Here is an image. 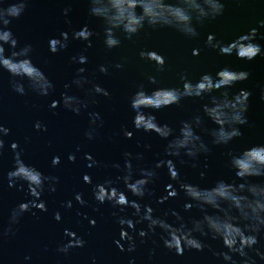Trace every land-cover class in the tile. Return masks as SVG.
Listing matches in <instances>:
<instances>
[{
  "label": "water",
  "instance_id": "95a60500",
  "mask_svg": "<svg viewBox=\"0 0 264 264\" xmlns=\"http://www.w3.org/2000/svg\"><path fill=\"white\" fill-rule=\"evenodd\" d=\"M223 2L225 7L221 15L202 23L194 21L197 36L185 35L172 27L152 28L146 25L131 39L118 32L120 45L109 49L104 43V21L90 15L89 0H28L24 13L12 19L8 27L20 47L25 44L32 46V62L52 82L53 89L46 96L40 95L29 87L25 78L22 80L25 94H20L14 90L12 81L21 78L13 77L0 68V123L10 130L3 135L4 147L0 150V264H231L222 256L213 255V251L228 250L222 241L212 239L211 234L200 236L211 248L205 247L201 251L185 249L183 254H177L164 246L161 236L166 233L161 228L157 227L155 232L149 231L147 236L140 237L139 230H147V221L135 224V229L119 224L121 217L133 221L138 219L133 215L135 210L132 207L121 210L120 206H114L110 201L100 203L93 194L96 184L106 179L115 182L117 176L123 175L125 152H131L133 157L138 153L143 155V159H132L134 169L151 168L160 160L173 159L181 179L210 187L220 178L237 180L229 165V153L238 154L252 145L264 144V55H257L250 61L241 60L234 53L221 54L218 48L207 43L210 33L215 35L216 41L227 45L255 28V43L264 50V25L261 24L264 21V0ZM66 8L69 11L65 15ZM85 25L95 33L90 37L91 47H87V41L73 38V33ZM62 32L68 33L67 47L53 53L49 41ZM5 49V54L10 55L8 45ZM193 49H198V54L194 55ZM141 50H154L163 55L166 61L163 70H158L155 62L142 59L139 55ZM80 54L87 56L86 64L72 59ZM117 63L123 67L116 68ZM100 65L108 66V72H101ZM225 66L250 73L247 80L227 89L230 97L241 88L251 92L245 113L247 123L236 125L242 135L226 144L215 145L206 131L217 126L204 115L202 106L210 104V97L219 96L225 89L198 97H184L179 104L160 110H145L151 112L158 123H167L177 131L181 121L191 120L196 115L203 117L204 123L196 131L211 151L200 154L196 160L186 156L167 157L165 147L168 140L155 132L134 127L130 97L141 85L148 93L160 87H182V75H187L195 83L204 73L215 76ZM80 67L86 69L82 75L89 81L82 88L73 83ZM149 76L156 77L157 82H149ZM65 84H69L70 88L65 89ZM93 84L101 85L110 95L90 92ZM62 92L87 100L88 107L82 108L79 114L65 109L61 101ZM53 101L61 103L53 108ZM93 112L100 114L95 125L90 123L89 113ZM37 121L42 124L41 129L35 128ZM93 129V138L89 139L86 133ZM126 130L132 132L130 138L124 135ZM13 142L18 144L15 150L11 148ZM16 152L26 164L34 166L43 175L58 178L56 181H45L40 197L30 194L26 181L17 180L15 186H9L8 172L15 167ZM85 153L97 161L92 167H88L90 161L85 158ZM69 154H75L76 159L69 160ZM55 156H59L60 160L53 165ZM181 159L186 163H180ZM193 163L196 167L192 166ZM116 164L120 168L114 167ZM155 171L157 175L147 186L149 192L142 199L129 192L123 181L115 182L114 186L125 191L130 201H139L142 211L144 204H150L155 210L153 215L165 218L169 223L176 222L173 210L186 221L203 215L196 207L185 210L186 198L179 184L170 178L166 165ZM201 171L206 173L203 178ZM85 174L91 177V183L83 180ZM250 179L256 183L264 182V177ZM52 184L55 191L49 190ZM169 184H173L179 194L160 202L161 197L168 195ZM77 193L82 195L84 204L75 199ZM33 199L43 201L47 210L30 206L17 222L11 223V231L5 232L17 205ZM68 201H71V207L67 206ZM207 210L210 213L213 211L211 208ZM56 213L60 214L59 220L55 218ZM92 220L95 224L90 222ZM122 227L134 237L133 251L127 250L125 240H121L123 251L115 243L121 239ZM65 229L81 237L84 245L70 248L67 252L60 251V246L70 239L65 235ZM254 248L264 252V228ZM247 251L255 258L256 264H264V259L254 250ZM231 255L237 264L244 259L235 253Z\"/></svg>",
  "mask_w": 264,
  "mask_h": 264
},
{
  "label": "clouds",
  "instance_id": "9594fccd",
  "mask_svg": "<svg viewBox=\"0 0 264 264\" xmlns=\"http://www.w3.org/2000/svg\"><path fill=\"white\" fill-rule=\"evenodd\" d=\"M89 13L92 16L104 21V43L109 49L118 47L121 43L118 32H122L127 39H131L138 34L145 26L172 27L177 31L188 35L197 36L194 21L202 23L206 19L215 18L224 11L223 0H89ZM6 5V6H5ZM28 0H0V68L6 70L13 77H19L20 80H13L14 90L20 94H25L23 79H27L29 87L38 92L40 95H48L53 89L52 82L44 72L33 64L30 53L32 46L25 44L20 47L18 40L8 27L12 19L19 18L25 11ZM137 9H140L138 12ZM69 9H64V14ZM264 25V21H261ZM257 29L252 28L246 34H242L234 41L225 45L215 40V35L210 33L207 37V43L213 48H218L221 54H235L238 59L252 60L257 55H264L261 45L255 43ZM95 33L87 25L73 33L74 39H83L87 41V47H91L90 37ZM68 33L62 32L59 37L51 38L49 41L50 51L55 53L67 47ZM5 45L11 49L10 55H6ZM198 49H193V54H198ZM142 59H146L155 64L158 70H163L166 63L163 55L154 50H141L139 53ZM79 64L87 63V56L80 54L72 58ZM116 68H122L120 63L115 64ZM99 70L103 73L108 72V66L100 65ZM86 72L84 67L77 69V76L73 83L78 87H83L89 83L88 78L83 73ZM250 73L246 70H234L225 66L218 70L213 76L211 73H204L195 83L188 79L187 75H182V87H160L154 89L151 93L144 90L141 85L130 97V107L134 111L133 124L138 130L145 132H155L162 139L168 140L165 147L167 157L186 156L196 160L200 154L209 153L211 149L208 144L196 131L204 123L203 117L194 116L191 120L181 121L179 130H175L169 124H160L156 117L147 109L160 110L173 104H179L182 98L191 96H201L205 93H213L225 89L219 96L212 95L211 103L202 106L204 115L210 119L217 127L206 129L212 137V143L215 145L226 144L233 138L242 135L239 127L247 123L245 113L248 110V98L251 92L241 88L233 96H229L227 89L240 81L247 80ZM149 82L156 83V77L149 76ZM65 89L70 88L69 84L64 85ZM90 92L109 96L107 89L99 84H93ZM63 107L79 114L82 108L88 107V101L68 92L61 93ZM61 101H53L51 107L55 108ZM92 103H96L92 100ZM90 123L95 125L100 119L98 112L89 113ZM42 124L37 121L36 129H41ZM9 129L0 123V150L4 147L3 135L9 133ZM93 130L86 133L89 139L93 138ZM126 137H131L132 132L125 131ZM172 137L171 139H168ZM13 150L18 148V144H11ZM230 155L229 165L234 170L237 180L228 181L223 178L217 179L210 187H201L199 184L190 183L181 179L179 170L175 166L173 159L160 160L153 167H141L134 169L132 159H143L142 154H136L133 157L131 152H125V165L122 169L123 175L117 176L115 182L123 181L125 188L134 196L143 198L149 192L148 185L153 182L157 175L155 169L167 166L170 178L179 184L180 190L186 198L185 210L192 207L199 208L203 215L199 218L192 217L185 220L179 212L173 210L176 222L169 223L165 218L154 216V209L150 204L142 206L137 200H129L125 191L114 186V181L106 179L103 183L94 186L93 194L97 201L104 203L110 201L114 206L132 207L135 211L133 215L138 219L133 221L130 218L121 217L120 225H127L128 228L135 229V224L147 221V230L140 229L139 236L145 237L148 232H155L157 227L161 228L166 235H162L163 244L169 250H174L177 254H183L185 249L203 250L205 247L211 248L200 236L211 234L212 239L222 241L224 248L228 251H213V255L222 256L225 261H231V264H237L233 259L232 253L238 254L244 259L240 264H256L254 257L249 256L248 249L256 252V255L264 259V252L255 249L258 243V235L264 228V182H253L251 177H264V144H255L243 149L238 154ZM85 158L90 161L88 167L97 163L93 157L85 153ZM69 160L76 159L75 154H69ZM60 157H53L52 163H59ZM15 167L8 172L9 186H15L17 180L26 181L28 189L33 197H40L44 191L45 181H56L58 178L45 176L34 166L26 164L19 152L14 156ZM180 163H186L181 159ZM193 167L196 164L193 163ZM120 168L119 164L114 165ZM206 175L201 171L200 176ZM86 183H91V177L88 174L83 176ZM239 181V182H237ZM21 188L23 185L20 186ZM170 191L167 196L161 197L160 202L167 200L169 197H176L179 193L173 184L167 186ZM50 191H55V185L50 186ZM75 199L84 204L85 201L80 193H77ZM35 207L41 210H47L43 201L33 199L28 202L20 203L12 211L10 217V226L5 232L11 231V223L17 222L19 216L29 208ZM71 207V201L67 202ZM211 208L210 213L207 209ZM167 216V213H165ZM55 218L60 219V214L56 213ZM95 224V221H90ZM199 233V236L197 235ZM65 235L70 239L63 243L59 250L67 252L73 247H82L85 241L77 236L73 231L65 229ZM120 240L115 243L123 251L124 244L121 240L127 241V250L135 249V240L124 227L121 228Z\"/></svg>",
  "mask_w": 264,
  "mask_h": 264
}]
</instances>
